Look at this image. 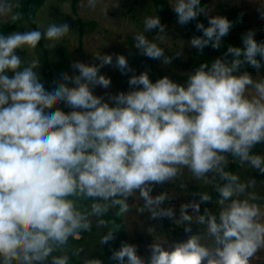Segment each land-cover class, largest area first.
<instances>
[{"label": "clouds", "instance_id": "clouds-1", "mask_svg": "<svg viewBox=\"0 0 264 264\" xmlns=\"http://www.w3.org/2000/svg\"><path fill=\"white\" fill-rule=\"evenodd\" d=\"M97 0H88L94 6ZM201 0H174L177 22L186 25L204 12ZM10 0H0V18L14 22ZM264 16V12L261 13ZM70 20L50 18L42 28L0 34V264H70L65 246L91 228V218L117 207L129 210L128 198L138 193L153 218L175 216L161 207L166 192L153 189L173 181L186 168L197 179L219 177L215 185L222 205L218 214L199 203L180 206V220L197 213L211 244L200 233L165 247L150 246L145 258L137 246L121 242L109 259L115 264H249L264 246V204L249 191L254 180L242 181L226 170L227 158H238L264 174V155L252 152L264 143V77L247 70L264 68V40L255 31L241 35V46L229 45L211 63H201L178 82L168 75L154 81L148 71L135 74L123 54H96V63L74 61L73 73L60 71L49 83L39 70L40 56L25 61L18 49H36L45 33L57 37ZM234 22L209 16L197 21L202 35L190 45L202 51L221 47ZM164 31L159 16L144 20V32ZM144 32L134 47L151 59L170 58ZM128 76L127 90L109 91L110 77L100 73L113 65ZM101 88L102 94H95ZM55 105V106H54ZM211 196L200 193V202ZM80 200H90L82 210ZM115 227L101 242L114 239ZM185 232H190L185 227ZM60 251V255H52ZM84 264H104L85 259Z\"/></svg>", "mask_w": 264, "mask_h": 264}, {"label": "rangeland", "instance_id": "rangeland-1", "mask_svg": "<svg viewBox=\"0 0 264 264\" xmlns=\"http://www.w3.org/2000/svg\"><path fill=\"white\" fill-rule=\"evenodd\" d=\"M17 0H10L11 12H14V5ZM72 0H47L34 16L36 28H42L48 19L66 17L70 20L66 32L53 37L47 33L42 35L44 47L47 51L49 69H45L43 56L37 45L36 49L21 48L17 53L26 62L31 61L34 55L40 56L39 70L46 80L51 83L52 77L57 72L66 71L69 75L73 73L71 64L74 61L96 63V54H123L135 74L141 71H148L153 81L163 75L182 82L186 79L187 73L195 69L199 51L190 45L192 34L175 23L161 22L164 31L152 29L144 32V20L148 16H158L150 2L146 0H97L94 6L89 5L88 0H78L75 6L77 17L83 21H93L95 25L86 26L83 34L79 37L77 19L72 11ZM202 1V0H201ZM207 9L198 16L222 15L234 22V26L222 39L235 38L238 34H244L248 30L255 33L264 32V0H205ZM173 8L174 0H168ZM9 17L0 18V24L6 22ZM32 29L26 21H22L15 31ZM144 32L150 39L154 40L164 49V56L170 58V62L164 63L163 58L151 59L139 53L134 47L135 35ZM255 34V35H256ZM224 52L216 54L220 57ZM214 58V59H215ZM247 70L255 78L264 77V73L248 67ZM100 73L110 77L111 85L109 91L115 93L118 90H127L128 76L133 73L121 74L113 65H105ZM104 90L95 89V94H102ZM55 106V105H54ZM264 155L263 152L259 153ZM230 156L227 164L230 163ZM242 181L254 180L255 184L249 191L254 192L258 197L256 202L264 204V174L251 168L247 163L238 161L234 172ZM218 177L212 178L209 174L207 181L195 178L188 169H182L181 173L171 182L158 185L153 189L152 195L166 192L168 199L161 207L171 206L175 211L173 218L155 217L143 207V200L138 193L128 198V212L117 215L118 206L109 208L107 213L101 217L105 224L98 223L97 218H91V228L81 232L79 240H69L64 251L70 258V264H84L85 259L98 258L104 264H115L109 257L111 252L120 247L121 242L135 244L137 253L145 258L150 255V246L153 243H162L165 247H171L175 243L186 240L191 234L185 233V227H189L195 234L203 236L202 242L211 244L212 238L206 235V226L196 222L197 213L192 208L186 211L192 215L189 221L180 220V206L187 203H199L194 199L188 188L196 187L201 190L215 188ZM85 200H80L81 208ZM91 203V202H90ZM90 203L86 204L87 210ZM200 204V203H199ZM218 212L222 205L217 204ZM212 212V211H210ZM200 214H203L200 205ZM115 227L114 239L102 243L101 238L107 231ZM60 251L52 255H60ZM45 264H48L46 261ZM249 264H264V246L249 258Z\"/></svg>", "mask_w": 264, "mask_h": 264}, {"label": "trees", "instance_id": "trees-1", "mask_svg": "<svg viewBox=\"0 0 264 264\" xmlns=\"http://www.w3.org/2000/svg\"><path fill=\"white\" fill-rule=\"evenodd\" d=\"M47 0H17L14 5V12L13 13H19V19L16 21H12L10 18L0 24V34L3 35H8L15 31L19 24L22 21H26L32 29H36L35 26V20L34 16L36 12L39 10V8L46 2ZM78 0H72L71 5H72V11L74 16L77 19L78 23V30H79V37L82 36L83 30L86 26H93L95 23L93 21H83L80 18L77 17L75 6ZM151 3L153 6L156 14L159 16L161 22H168V23H175L182 27L184 30L187 32L191 33L192 35H202V33L195 28V24L197 21L202 22L207 26V17L204 16H197L195 21H190L186 25H180L177 22V17L176 14L173 11V8L169 4L168 0H146ZM200 7H202L204 10L207 9V1L202 0L200 2ZM243 34V33H242ZM238 34L234 36L235 38H232L231 40L229 39H222L221 42V47L219 49H213L210 45L205 46L202 51H199L198 58L195 64V68L198 67L201 63H211V61L215 58L216 54L219 52H225L227 47L229 45L231 46H241V35ZM255 39L257 40H264V32H259L255 35ZM38 47L40 49V52L43 56L44 60V67L45 69H49V64H48V58H47V51L44 47L43 39L41 37ZM260 71L264 73V68H261ZM52 82H53V77L50 74ZM264 150V143L257 144L253 147L252 152L259 154L263 152ZM231 162L226 165V170L235 172L237 168V163L239 161L238 158H233L230 156ZM219 179V177H218ZM218 183H222V181L218 180L215 182V185ZM188 190L192 193V196L194 199L198 200V202L201 205L202 212H204V209L207 208L209 211H212L213 213L218 214V207L217 204L219 203V194L218 192L214 189L205 191L198 189L196 187H189ZM207 192L210 196L211 199L208 202H200L199 200V194ZM90 200H85L82 206V210H87L86 204L90 203ZM83 232V231H82ZM186 234H195L193 231L190 232H185Z\"/></svg>", "mask_w": 264, "mask_h": 264}]
</instances>
